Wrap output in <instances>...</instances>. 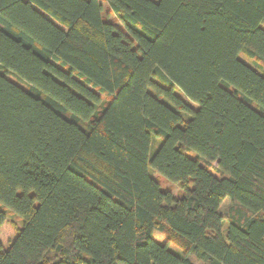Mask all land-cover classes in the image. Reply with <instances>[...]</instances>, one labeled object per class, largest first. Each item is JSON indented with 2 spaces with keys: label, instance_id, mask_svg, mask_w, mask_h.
<instances>
[{
  "label": "trees",
  "instance_id": "trees-1",
  "mask_svg": "<svg viewBox=\"0 0 264 264\" xmlns=\"http://www.w3.org/2000/svg\"><path fill=\"white\" fill-rule=\"evenodd\" d=\"M104 1L0 0V264H264V0Z\"/></svg>",
  "mask_w": 264,
  "mask_h": 264
},
{
  "label": "rangeland",
  "instance_id": "rangeland-1",
  "mask_svg": "<svg viewBox=\"0 0 264 264\" xmlns=\"http://www.w3.org/2000/svg\"><path fill=\"white\" fill-rule=\"evenodd\" d=\"M100 2L102 3L103 6V11H102V16L109 20L110 22H112L116 27H120V22L118 21L117 17L108 9L107 3L104 0H100ZM12 79L13 76H11ZM179 95H181L179 92H177ZM182 96V95H181ZM182 99L187 102L188 104H190V106H192L193 108H196L197 105L188 101L187 99H185L182 96ZM158 142V140H157ZM155 149V147H154ZM193 156L192 153H189ZM151 174L153 177H156L158 179V182L160 184V187L163 190H168L170 191L174 196L179 197L181 194L180 188L178 187L177 184L171 183L169 181H167L164 177L158 175L156 172L151 171ZM8 212V211H7ZM8 214L14 218L17 219L12 213ZM153 237L155 240H157L160 243H164L167 244L171 249H173L174 251H177L178 253H182V250L180 248H178V246H176V244L173 243V241H170L167 236L160 232L155 230L153 233ZM13 239V232L10 229V227L8 225H6L4 228H2L0 230V242L2 243L3 247L6 248L9 244V242ZM189 259L195 263V264H208L207 262L201 261L198 258H196L194 255L189 254L188 255Z\"/></svg>",
  "mask_w": 264,
  "mask_h": 264
}]
</instances>
